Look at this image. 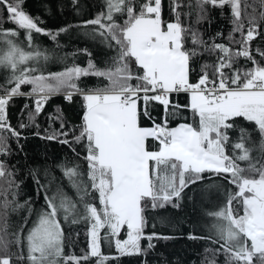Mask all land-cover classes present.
Wrapping results in <instances>:
<instances>
[{
  "label": "snow or ice",
  "instance_id": "obj_1",
  "mask_svg": "<svg viewBox=\"0 0 264 264\" xmlns=\"http://www.w3.org/2000/svg\"><path fill=\"white\" fill-rule=\"evenodd\" d=\"M77 2L73 0V6ZM161 2L104 0V10L95 18L53 30L41 27L43 21L24 10V0H0L7 22L14 25L10 29L0 25V68L7 73L5 84L11 85L0 86L3 93L0 95V156L10 151L5 133H10L21 149L19 140L25 138L8 119L7 108L14 97L33 99L28 123H20L19 128L39 129L36 118L54 95H63L69 103L73 96L79 95L83 100L81 123L66 125L62 112L57 109L48 119L58 122L60 127L50 124L41 139L70 147L83 145L86 152L83 159L87 164L86 173L80 171L79 165H58L75 190L79 207L59 186L49 195L56 178L41 184L36 175L38 169H32L37 194L43 191L44 206L36 210L29 226L28 217L33 215L31 198L16 204L17 208H27V217L19 225L14 240L0 235V252L5 253L0 255V264H13V256L6 254L10 244L18 248L17 264L24 260L28 264H82L92 257L97 258L96 264H108L122 255L145 254L142 239L149 241L148 249H151L155 246L151 243L153 239L172 238L156 233L145 236V208L168 205L179 208L184 189L204 181L205 173L224 175L237 189L228 194L223 207L208 213L220 221L214 225L219 237L214 242L220 244L217 251H223L226 264H254V259L264 264V63L255 58L251 47L261 35L260 26L253 15L247 17L245 27L240 0H196L197 24L208 19V5L230 8L229 43L216 42L223 37L221 32L209 43L197 28L182 24L178 9L184 5L180 0H172L175 17L172 22L162 19ZM117 15L124 17L122 23L117 21ZM261 18L264 19V12ZM89 26H92L90 31ZM73 28L84 29L83 34L93 40L99 37L115 55L104 67L96 65L87 49L60 56L57 49L62 45L58 37ZM21 31L23 40L19 39ZM34 33L47 36L55 48L36 43ZM237 33L239 40L235 38ZM231 45L239 47L234 49ZM78 53L89 57L86 67L73 59L62 71L45 73L44 66L49 61H67L69 55L74 58ZM205 53L215 56V63L201 65L198 78L193 81L192 65ZM255 53L264 60V49L257 47ZM241 57L252 66L237 67ZM209 69H212L211 75ZM89 76L104 78L107 83L102 87L81 86V78ZM22 86H30V91H21ZM180 93L189 95V103L173 102V94ZM154 102L164 109L159 123L152 120L149 110ZM182 109L191 111L193 122L170 126L169 118ZM144 118L151 120V126L142 125ZM238 118L255 125L260 137L258 145L246 146V143L253 144L252 134L237 124ZM230 132L236 133L235 139ZM36 135L40 136V132ZM254 150L260 154L255 159ZM240 162H247V168L241 167ZM6 168L0 160V177L12 175L10 171L6 173ZM246 171L251 174L245 175ZM85 175L87 183L83 179ZM45 176L50 174L46 171ZM92 193L98 196L94 198ZM94 199L98 200L99 208ZM234 201L238 208H234ZM10 203L5 197L0 207L6 210ZM61 219L73 224L79 220L88 223V251L82 256L64 254ZM125 227L127 239L121 240L119 234ZM188 238L202 237L189 234ZM102 240L114 243L119 255H104ZM208 264H215V260Z\"/></svg>",
  "mask_w": 264,
  "mask_h": 264
},
{
  "label": "trees",
  "instance_id": "obj_2",
  "mask_svg": "<svg viewBox=\"0 0 264 264\" xmlns=\"http://www.w3.org/2000/svg\"><path fill=\"white\" fill-rule=\"evenodd\" d=\"M142 2L143 0H137V3ZM180 3L184 5V7L178 9L182 13V24L197 28L203 34V38L209 43L212 42V38L216 37L217 32L223 33V37L216 39L217 43H229L227 37L232 30V17L229 6H225L224 9L215 8L210 5L206 6L208 19L197 24L196 20L199 8L196 0H180ZM23 8L33 17H39L43 21L41 27L56 30L68 24H80L84 20L95 18L99 12L104 10V0H78L75 6H73V0H24ZM171 9L172 0H162L161 14L165 22L174 21L175 19ZM240 10L241 19L244 21L246 28L248 26V16L254 15L257 19L261 35L252 42L251 47L255 58L264 63V60L255 53L257 47L264 49V19L261 18V12H264V4L261 3V0H240ZM184 13H190V15L185 16ZM0 17H2L0 25L4 29L14 27L13 24L7 22V13L3 5H0ZM116 19L122 23L124 17L117 15ZM91 28L92 26H89L87 30L90 31ZM84 31V29L73 28L67 33H62L58 37V42L62 45V48L57 49L58 54L63 56L65 53L71 54L77 49H87L91 52L92 59L96 65L104 67L110 57L115 55V52L104 46L99 37L93 40L85 36L83 34ZM235 38L239 40L241 38L240 34L237 33ZM19 39H24L23 31L20 32ZM34 41L44 48H55L54 42L47 36L34 33ZM187 46H191L190 42ZM231 46L234 49L239 47V45ZM73 59L76 64L86 67L89 57L84 53H78L74 58L69 55L67 61L53 59L44 66V71L45 73L62 71L65 64L70 65ZM215 59V56L207 53L198 57L192 65L194 71L191 79L194 80L200 73L201 65L205 63L214 64ZM236 66L245 68L252 65L241 57L237 61ZM208 71L209 75H211L212 69ZM5 75H7L5 70L0 68V86L10 87L11 85L5 84ZM79 83L81 86L102 87L107 81L104 78L89 76L82 77ZM21 91H30V86H22ZM172 100L174 103L185 105L188 103V94H173ZM25 105H28V107L25 108ZM32 108L33 99L24 96L14 97L9 102L7 108L8 119L12 127L20 131L21 135L25 137L19 140V144L22 145L21 149L17 146L15 138L10 133H5L9 137L7 144L10 151L8 155L0 156V160H3L7 166L6 173L9 171L12 173L11 176L6 174L0 177V202H3L5 197L11 202L6 210L0 207V228L3 229L0 235H4L9 241L15 239V233L18 231L19 225L27 217V208H17L16 204H23L25 200L31 198L33 215L28 217L29 226L31 225V221L35 219L36 210L44 206L43 191L37 194V185L32 178V169H38L36 175L41 184L48 183L51 177L56 178L50 186L49 195L59 186L68 196L77 201L78 207L79 200L75 190L70 186L68 179L64 177L58 165L62 163H67L68 166L79 165L80 171L86 173L87 170L86 161L83 159L86 154L83 145L73 144L70 147L54 140L41 139V136L44 135V130L48 129L50 124L54 128L60 127L58 122L48 119L49 115L55 114L57 109L62 112L66 125H79L83 112L82 98L79 95H75L69 103L64 99L63 95H54L45 105L44 111L36 118V123L40 126L39 129L35 126L20 129V123H28V112ZM149 110L152 120L159 123L164 114L163 107L158 102H154L150 104ZM169 121L170 126L179 122L191 123L193 122L192 113L189 109H182L177 115L170 117ZM237 124L247 128L252 134L253 144L246 143L247 147L259 144L260 137L258 132L255 131L253 123L238 118ZM142 125H151V120L144 118ZM37 131L40 132V136L36 135ZM229 135L233 139L236 137V133L234 132H230ZM72 148H75V152L72 151ZM229 154H231L230 150ZM259 155V152L256 150L252 152L254 159ZM240 166L247 168V162H240ZM46 171L50 176H45ZM244 174L250 175L251 173L246 171ZM204 175L206 177L204 181L197 182L184 189L182 199L179 201V208H173L170 205L156 209L150 206L145 208V236L156 233L161 236H170L172 237L171 239H153L151 243L155 246L151 249H148L149 241L142 239L141 248L147 250L145 254L122 255L118 259L109 260L108 264H208L213 259L215 260V264H226V257L223 251H217L220 249V244L214 242L219 239L214 228V225L219 223V221L208 215V213L218 211L223 207L227 202L228 194L234 193L237 189L229 183V178H226L224 175L212 176L209 173H205ZM83 179L86 183L88 182L86 175ZM10 181H15V184L10 186ZM16 185H19V187L17 188ZM92 196L95 198L98 194L92 193ZM93 202L97 204L98 208L100 207L97 199H94ZM233 206L234 208L239 207L235 201L233 202ZM61 226L64 229L63 243L65 255L79 257L88 251V223L79 220L73 224L61 219ZM26 231L27 229H25V234ZM101 234L103 235V230ZM189 234L202 238L196 240L189 239ZM122 235L123 229L119 236ZM101 251L104 255L108 256L119 255L114 243L110 244L108 241H101ZM4 254L0 252V255ZM6 254L12 255L13 264H17L15 256L19 255V251L15 244L9 245ZM96 259L92 257L87 261H82V264H96ZM19 264H28V262L24 260L19 262ZM254 264H258L255 259Z\"/></svg>",
  "mask_w": 264,
  "mask_h": 264
},
{
  "label": "rangeland",
  "instance_id": "obj_3",
  "mask_svg": "<svg viewBox=\"0 0 264 264\" xmlns=\"http://www.w3.org/2000/svg\"><path fill=\"white\" fill-rule=\"evenodd\" d=\"M169 22H172V21H169ZM188 97H189V95H188ZM176 125H173V127L176 126ZM240 214H242V211H241ZM219 223H220V221H219ZM119 239H121V240L127 239V229H126V227L123 229V235L122 236H119Z\"/></svg>",
  "mask_w": 264,
  "mask_h": 264
},
{
  "label": "crops",
  "instance_id": "obj_4",
  "mask_svg": "<svg viewBox=\"0 0 264 264\" xmlns=\"http://www.w3.org/2000/svg\"><path fill=\"white\" fill-rule=\"evenodd\" d=\"M188 103H189V97H188ZM149 107H150V105H149ZM163 112H164V109H163ZM179 123H184V122H179ZM176 124H178V123H176ZM175 124V125H176ZM143 126H151V125H143ZM173 126V125H172Z\"/></svg>",
  "mask_w": 264,
  "mask_h": 264
},
{
  "label": "built area",
  "instance_id": "obj_5",
  "mask_svg": "<svg viewBox=\"0 0 264 264\" xmlns=\"http://www.w3.org/2000/svg\"><path fill=\"white\" fill-rule=\"evenodd\" d=\"M198 78V75H197V77L193 80V81H195L196 79ZM3 93H0V95H2Z\"/></svg>",
  "mask_w": 264,
  "mask_h": 264
}]
</instances>
